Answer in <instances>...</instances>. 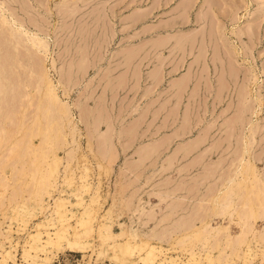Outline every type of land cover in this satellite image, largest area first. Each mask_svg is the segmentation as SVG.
Returning a JSON list of instances; mask_svg holds the SVG:
<instances>
[{
  "label": "rangeland",
  "instance_id": "obj_1",
  "mask_svg": "<svg viewBox=\"0 0 264 264\" xmlns=\"http://www.w3.org/2000/svg\"><path fill=\"white\" fill-rule=\"evenodd\" d=\"M0 264H264V0H0Z\"/></svg>",
  "mask_w": 264,
  "mask_h": 264
},
{
  "label": "bare ground",
  "instance_id": "obj_2",
  "mask_svg": "<svg viewBox=\"0 0 264 264\" xmlns=\"http://www.w3.org/2000/svg\"><path fill=\"white\" fill-rule=\"evenodd\" d=\"M4 22H5V21L3 20V22H2L3 25H4ZM46 80H49V79L47 78ZM47 82H48V81H47ZM47 82H46V83H47ZM49 83H50V81H49ZM48 85H49L48 88L50 89V90H49V89H48V90H49V92H50V94H51V92H53L54 89H53V86H51V84H48ZM44 92H45V91H44ZM52 94H53V93H52ZM46 95H47V94H46ZM54 96H55V95H54ZM47 97H49V96H47ZM55 97H56V96H55ZM49 98H50V97H49ZM49 98H48V99H49ZM51 99H52V98H51ZM56 99H57V98H56ZM49 101H50V100H49ZM55 101H56V100H55ZM53 103H54V101H53ZM56 103H57V101H56ZM53 105H54V104H53ZM57 105H58V104H57ZM57 105H56V106H57ZM48 106H49V105H48ZM49 108H50V107H49ZM49 108H48V109H49ZM52 111H53V110H52ZM52 111H51V112H52ZM52 113H53V112H52ZM56 115H57V114H56ZM57 116H58V115H57ZM57 118H58V117H57ZM59 118H60V117H59ZM70 244H72V243L69 242V245H70Z\"/></svg>",
  "mask_w": 264,
  "mask_h": 264
}]
</instances>
